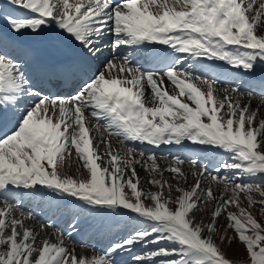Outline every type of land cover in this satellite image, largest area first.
<instances>
[{
  "label": "snow or ice",
  "instance_id": "6c2138e0",
  "mask_svg": "<svg viewBox=\"0 0 264 264\" xmlns=\"http://www.w3.org/2000/svg\"><path fill=\"white\" fill-rule=\"evenodd\" d=\"M0 20V264H126L137 246L134 264H235L215 240L221 218L246 264H264L252 211L264 216V116L230 79L264 90L251 79L264 72V0H6ZM33 42L71 49L74 64L34 78ZM102 46L111 59L90 72ZM69 77L68 93L45 87ZM138 145L186 155L161 169ZM48 194L127 217L128 231L91 253L59 230L41 239L19 201Z\"/></svg>",
  "mask_w": 264,
  "mask_h": 264
},
{
  "label": "bare ground",
  "instance_id": "6f19581e",
  "mask_svg": "<svg viewBox=\"0 0 264 264\" xmlns=\"http://www.w3.org/2000/svg\"><path fill=\"white\" fill-rule=\"evenodd\" d=\"M5 3H6V0H0V5H3ZM13 14L14 15H22L21 13H13ZM2 25H3V21L0 20V26H2ZM107 42L108 41L106 40L105 43H107ZM38 43H41V42H38ZM43 44H45V43H43ZM45 45L50 49H54L47 44H45ZM59 47H64V46L61 45ZM111 56H112L111 49L108 47L102 46V54H100L98 57H94L92 59V62L90 65V67L92 68L91 71L99 69L103 65V63L105 62L106 59H111ZM231 72H232V75L230 76V79L232 81H234L236 84L240 85L242 91L247 92V91L251 90L255 93V95L252 97L251 107L253 109L260 107V109H261L260 115L264 116V107H262V105H264V95L261 94L262 91H264V90H262L258 86L251 87V89H250V87H249V79H250L249 76H247L245 74L237 75L236 70H231ZM257 73H255L251 77V79L256 80V81L264 80V75L258 76L259 73L258 74ZM34 74H35V70L31 64L30 75L33 76ZM222 83H223V81H222ZM225 86H227V85H225ZM60 94H64V93H60ZM246 99H247V97H245V100ZM112 143L114 146L119 147V145L115 139L112 140ZM138 147L144 148V150L146 152H153L154 151L156 153L157 157H159V155H163V157H164V155L169 154L167 157H165V158H168L167 160L165 158H161V157L158 159L157 162H158L161 169L167 168L170 165L172 158L177 157V156H185L186 155V153L183 154L185 152L183 149H179L181 147L175 146V145H162L158 149H154L151 147H145V146H139V145H138ZM176 149H177V151L178 150L179 151L177 152ZM136 168H137V172H138V175L140 176V178L142 180H145L148 177V173L140 165H137ZM183 169L186 172H189L190 171V165L186 162L183 165ZM69 171H70V174H72V171L71 170H69ZM165 178L168 179L170 183H175L171 179V175H169L168 173H165ZM192 183H193V181H192V178L190 176L189 181H188V186H191ZM145 186L149 187L148 185H145ZM214 189H215V186H214ZM154 190H156V189H154ZM47 196H51V197L41 198L42 196H40V197L39 196L38 197L25 196V197H23L22 200L19 201L22 210H24L26 213H34V212L36 213V217L38 220L34 219V220L27 221V223L30 226L34 227L37 232H40L41 225L45 226L44 231L41 232V239L44 238L45 235L51 236V234L57 230H59L60 232H64L66 230V233H68L69 231H72L73 235H72L71 239H69L67 235L65 237V242L68 245V247L69 248L75 247L77 249V251H80V247L76 246L78 244V242L76 243V245L71 242V241L79 240L80 244L88 246L90 253H91L92 248H95L96 251L99 252V250L101 249L100 247H102L104 245H106V247H107V244L109 242L113 241V238L110 235L111 230H113V226L109 225V227H105V230L103 229L104 230V232L102 234L103 243H101V241H100V242L95 243L97 246L96 245L93 246L91 243V240H92L91 236H88L87 239L84 238L85 241L83 242V240H81V239H83V236H81L79 233L82 231H86L88 229V224H89V221L91 218V217H89V212L86 211L85 216H83L82 213L84 211L81 209L79 210L76 207V205L72 201V198H67L68 202H66L65 204L57 205L56 200H57V198H60V197H53L51 194H48ZM210 206H213V205H209V207ZM80 211H82V213ZM44 221H47L46 222L47 224H41ZM73 224L76 226L75 229L72 228ZM48 225H52V227H48ZM51 228H53L54 230H52ZM52 238L55 239V237H52ZM71 244H73V245H71ZM127 254H131V253H127ZM130 262L134 263V262H132V260H130Z\"/></svg>",
  "mask_w": 264,
  "mask_h": 264
},
{
  "label": "rangeland",
  "instance_id": "374dc122",
  "mask_svg": "<svg viewBox=\"0 0 264 264\" xmlns=\"http://www.w3.org/2000/svg\"><path fill=\"white\" fill-rule=\"evenodd\" d=\"M257 72L256 73L258 74V76L259 75L260 76L264 75V72H261L259 69L257 70ZM193 147H198L199 148L201 146H193ZM177 149H176V151H177ZM179 149H182V148H179ZM183 154H185V152ZM168 155L169 154H166V155H164V157H163V155H159L158 158H160V157L161 158H165ZM169 175H171V174H169ZM151 190H154V188L151 189ZM45 197H51V196H47V195L45 196L44 195L41 198H45ZM254 198H258V197H254ZM66 202H68V200L67 199H64V198H57V200H56L57 205L65 204ZM241 202H242V205L247 206V201L244 200L243 198H242V201ZM205 207H207L209 209V211H200V212H197L196 213V218H197V220L203 219L205 222H208V220L210 219V209L213 206H210L209 207V205H208V206H205ZM252 211H253V214L256 215L259 220L264 221V216H262L260 214L258 208H253ZM80 212L82 213V211H80ZM33 214L35 216L34 219L35 220H38L37 217H36V213L34 212ZM82 214H83V216H85L86 211H84ZM108 216L109 217L111 216V217L109 218ZM89 217H91V218H90V221H89V224H88V229L86 231L80 232L79 234L81 236H83V239H81V240H83V242L85 241V239H87L88 236H91V238H92L91 243H92L93 246L96 245L95 243L100 242V241H101V243H103V241H102V237H103L102 234H103V232L105 230V227H109V225L110 226H113V230L114 231L111 230V232H110V235L113 238V241L116 240V239L121 238L128 231L127 217H123V216L116 217L114 215L113 216L112 215H107V216L102 215L101 216V215H96V214L91 213V212H89ZM46 222L47 221H44L41 224H47ZM226 224H227L226 219H223V218L219 219V222H218V225H217L218 235L215 237L216 243H217L218 246L221 247V249L225 253L226 257L229 258V259H231V260H233L235 262V264H246L245 259H244V257H245V250H244L243 245L240 244L237 240H233L232 243H231V245L228 244L227 238L233 237L234 233H233L232 230H228L226 228ZM51 229L54 230L53 228H51ZM62 233H64L65 234V237H66V235H67L66 230L64 232H62ZM221 235H223V236L226 237L225 241H223V242H221V239H220V236ZM71 242L73 244H75V245L78 242V244L76 246H79V247L82 245V244H80L79 240H75V241H71ZM73 244H71V245H73ZM105 247H106V245H104V246H102L100 248L102 249V248H105ZM150 248H151V246H149V249ZM144 251H146V250L143 249V248H141V247H139V246H137L136 248H134V250L131 252V254H127V253L126 254L125 253L122 254L121 259H122V261L126 262V264H134V263H131L130 262V260H132V256L142 254Z\"/></svg>",
  "mask_w": 264,
  "mask_h": 264
}]
</instances>
